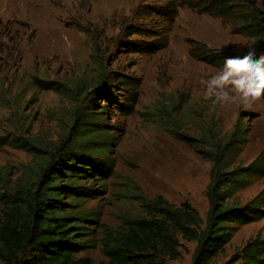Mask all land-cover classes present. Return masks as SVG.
Wrapping results in <instances>:
<instances>
[{
	"label": "rangeland",
	"instance_id": "374dc122",
	"mask_svg": "<svg viewBox=\"0 0 264 264\" xmlns=\"http://www.w3.org/2000/svg\"><path fill=\"white\" fill-rule=\"evenodd\" d=\"M196 1L0 0V140L12 135L42 151L52 149L70 132L76 109L106 107L99 126L111 139L113 174L104 194L97 183L87 187L95 198L81 208L94 215L98 229L143 216L142 204L157 198L172 207L186 203L204 219L209 136L223 143L235 128L243 132L229 170L264 155V99L247 109L212 108L200 81L217 67L195 58L202 51L244 55L256 43L238 33V18L199 14L190 8ZM167 6L174 15H162ZM193 50L199 52L193 56ZM101 79L107 96L93 91ZM128 80L138 89L121 84ZM112 101L123 110L112 109ZM35 164L22 149L0 146V192L6 199H21ZM256 196L264 201V177L249 179L233 201L244 206ZM256 235L264 241V219L238 227L209 264H226ZM95 241L80 256L99 264L105 259ZM178 242L180 257L167 264H192L195 244Z\"/></svg>",
	"mask_w": 264,
	"mask_h": 264
},
{
	"label": "trees",
	"instance_id": "16d2710c",
	"mask_svg": "<svg viewBox=\"0 0 264 264\" xmlns=\"http://www.w3.org/2000/svg\"><path fill=\"white\" fill-rule=\"evenodd\" d=\"M190 8L199 14L238 18V33L256 43L257 56L264 53V1L198 0ZM174 11L167 6L162 15L168 17ZM198 56L202 63L219 68L225 58L242 55L219 50ZM101 81L93 91L107 96ZM121 84L130 91L138 89L131 80ZM111 108L122 111L123 105L112 101ZM125 108L131 110L132 105ZM100 109L94 103L83 111L76 109L70 132L52 149L42 151L12 135L0 140V146L22 149L36 163L32 182L21 187L20 200H8L0 192V264H92L89 257L80 255L94 248L95 238L105 259L99 264H167L180 257L178 238L195 244L192 264H209L222 254L238 227L264 219L262 197L244 206L233 201L249 179L264 177L262 154L244 168L229 170L243 142V132L235 128L223 143L208 141L211 136L204 140L205 158L211 164L204 219L186 203L172 207L157 198L142 204L143 216L127 219L117 228L98 229L94 215L81 208L95 198L87 187L97 183L104 194L114 169L108 158L111 139L99 126L104 114ZM226 264H264V241L256 235Z\"/></svg>",
	"mask_w": 264,
	"mask_h": 264
},
{
	"label": "clouds",
	"instance_id": "9594fccd",
	"mask_svg": "<svg viewBox=\"0 0 264 264\" xmlns=\"http://www.w3.org/2000/svg\"><path fill=\"white\" fill-rule=\"evenodd\" d=\"M200 84L203 99L211 101L212 108L231 104L251 108L264 98V53L257 56L250 48L242 56L227 57Z\"/></svg>",
	"mask_w": 264,
	"mask_h": 264
}]
</instances>
